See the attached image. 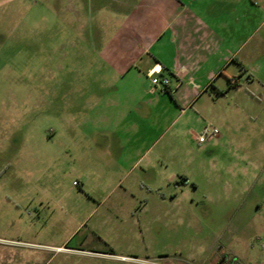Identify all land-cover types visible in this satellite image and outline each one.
I'll return each mask as SVG.
<instances>
[{
    "label": "rangeland",
    "instance_id": "1",
    "mask_svg": "<svg viewBox=\"0 0 264 264\" xmlns=\"http://www.w3.org/2000/svg\"><path fill=\"white\" fill-rule=\"evenodd\" d=\"M150 3L0 0V264H264V43L242 94L141 118L116 58Z\"/></svg>",
    "mask_w": 264,
    "mask_h": 264
},
{
    "label": "crops",
    "instance_id": "2",
    "mask_svg": "<svg viewBox=\"0 0 264 264\" xmlns=\"http://www.w3.org/2000/svg\"><path fill=\"white\" fill-rule=\"evenodd\" d=\"M225 6L220 0H152L149 10L158 15L150 28L152 36H138L133 31L116 58L117 71L136 92L141 118L143 112L159 109V100L166 98L154 96L156 91L147 88L144 73L155 64H160L171 81L167 97L170 111L176 114L173 124L211 89L213 99L232 92L238 96L243 93L245 75L248 86L256 85L259 68L253 65L262 57L264 40L259 35L264 0H232ZM151 95L154 97L148 98ZM162 110L166 113V108ZM119 118L131 123L123 115ZM125 193L133 195L130 190Z\"/></svg>",
    "mask_w": 264,
    "mask_h": 264
},
{
    "label": "built area",
    "instance_id": "3",
    "mask_svg": "<svg viewBox=\"0 0 264 264\" xmlns=\"http://www.w3.org/2000/svg\"><path fill=\"white\" fill-rule=\"evenodd\" d=\"M148 77L151 79L152 91H159L162 93H168V89L171 85L170 78L163 75V69L160 64H155L148 72ZM219 131L217 129L206 130L203 134L197 135L196 140L200 144H204L207 141L217 138ZM132 264H168L164 260H149L139 259L136 257L129 258Z\"/></svg>",
    "mask_w": 264,
    "mask_h": 264
},
{
    "label": "water",
    "instance_id": "4",
    "mask_svg": "<svg viewBox=\"0 0 264 264\" xmlns=\"http://www.w3.org/2000/svg\"><path fill=\"white\" fill-rule=\"evenodd\" d=\"M225 262H226V258H223L221 263H225ZM231 264H234V261H232Z\"/></svg>",
    "mask_w": 264,
    "mask_h": 264
},
{
    "label": "flooded vegetation",
    "instance_id": "5",
    "mask_svg": "<svg viewBox=\"0 0 264 264\" xmlns=\"http://www.w3.org/2000/svg\"><path fill=\"white\" fill-rule=\"evenodd\" d=\"M231 262H232V261L230 260L228 264H231ZM234 264H235V263H234Z\"/></svg>",
    "mask_w": 264,
    "mask_h": 264
}]
</instances>
